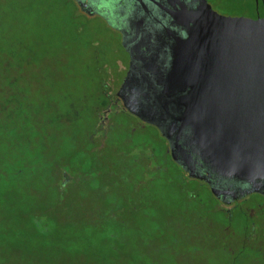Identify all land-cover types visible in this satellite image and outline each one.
<instances>
[{"label": "rangeland", "instance_id": "obj_1", "mask_svg": "<svg viewBox=\"0 0 264 264\" xmlns=\"http://www.w3.org/2000/svg\"><path fill=\"white\" fill-rule=\"evenodd\" d=\"M235 1L224 8L232 17L253 15L252 0ZM43 2L0 0V52L12 49L24 63L11 77L37 122L30 138L1 135L0 158L28 162L22 174L0 179V264H264L263 254L253 261L254 251L243 257L242 220L227 227L206 188L188 204L173 179L169 185L147 180L139 166L128 169L131 157L84 155L96 93L109 76L114 86L121 81L114 62L122 48L100 17L49 8L53 0L41 9ZM145 132L158 139L153 129L139 137ZM60 170L79 174L77 182L58 185Z\"/></svg>", "mask_w": 264, "mask_h": 264}, {"label": "flooded vegetation", "instance_id": "obj_2", "mask_svg": "<svg viewBox=\"0 0 264 264\" xmlns=\"http://www.w3.org/2000/svg\"><path fill=\"white\" fill-rule=\"evenodd\" d=\"M72 1L82 17L87 20L100 17L111 27L119 37L123 52L114 62L115 69L121 72L120 83L114 86L109 76L96 93L90 109L94 124L83 136L87 146L84 155L93 159L112 150L124 158L131 157L128 169L139 166L147 180L165 178L166 182L170 181L169 185L173 179L188 204L197 202L201 189L206 188L213 199L214 211L227 227L237 218L242 220L245 247L241 252L246 253L243 257H249L247 253L254 251L252 258L256 261L258 255H264L261 230L264 228V180L261 184H249L217 172L193 144L192 128L180 121L178 111L185 108L182 102L189 91L172 90L165 85L174 68L178 41L185 38L178 14L191 1L199 6L201 0H186V3L185 0ZM242 1L251 2L239 0L235 5L239 6ZM206 2L218 14L233 16L224 9L230 0ZM251 8L254 12L251 18L264 17V0H252ZM123 88L126 91L121 96ZM133 109L161 111V118L152 123ZM144 128L155 130L158 139L152 140L146 132L139 137ZM153 143L159 148L161 143L162 149L154 148ZM60 173L66 176L64 171L57 172ZM166 173H173V177L167 178ZM240 253L232 257L239 259Z\"/></svg>", "mask_w": 264, "mask_h": 264}, {"label": "water", "instance_id": "obj_3", "mask_svg": "<svg viewBox=\"0 0 264 264\" xmlns=\"http://www.w3.org/2000/svg\"><path fill=\"white\" fill-rule=\"evenodd\" d=\"M178 19L185 38L178 41L165 85L189 91L178 111L180 121L192 128L193 144L217 172L261 184L264 17L223 16L201 0L199 6L193 1L184 6ZM133 112L152 123L161 118V111Z\"/></svg>", "mask_w": 264, "mask_h": 264}, {"label": "trees", "instance_id": "obj_4", "mask_svg": "<svg viewBox=\"0 0 264 264\" xmlns=\"http://www.w3.org/2000/svg\"><path fill=\"white\" fill-rule=\"evenodd\" d=\"M48 2L49 0H44V2L40 4L39 8L43 9V6L46 8V6L50 5ZM74 6L75 4L72 0H53V3L49 8L63 7L71 9ZM21 7L22 9L27 10V7L24 8L23 3H21ZM43 20H45V18ZM0 53L5 54L4 64L0 63V75L4 73L3 82L5 83L2 84L0 78V140H3L1 135L8 132L13 134L14 139L17 136L21 139H23V136L30 138V131L34 128L33 123L37 124V122L30 115L31 113L26 110L29 107H26L23 104L24 96L16 90L18 79L14 76L11 77V74L17 73V71L22 68L24 63H22V60L18 61L17 58L19 55H17L12 49L6 50L3 48ZM29 125L31 128H29ZM9 158L10 157L6 159L0 158V165H3L2 168L0 167L2 170L0 171V179H5L7 175H20L23 170L27 168L26 162H28V158L26 155L21 160H19L18 157L13 156H11L10 159ZM73 164L78 165L80 163L74 162ZM72 167L73 168L69 170L78 169L77 167ZM64 172L66 175L72 177V179L69 181L64 174H62V177L61 173H56L55 181L58 185L70 187L77 182L79 174L76 175V173H69L67 171Z\"/></svg>", "mask_w": 264, "mask_h": 264}]
</instances>
